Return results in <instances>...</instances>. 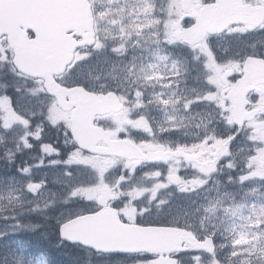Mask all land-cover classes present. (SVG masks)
<instances>
[{
    "label": "flooded vegetation",
    "instance_id": "af4514ba",
    "mask_svg": "<svg viewBox=\"0 0 264 264\" xmlns=\"http://www.w3.org/2000/svg\"><path fill=\"white\" fill-rule=\"evenodd\" d=\"M138 1L141 20L131 22L140 29L136 46L131 38L125 39L126 51L113 43L115 62H100L106 68L101 74H89L92 62H79L80 84L97 94L113 92L122 103L114 100L111 111L95 115L85 135L101 138L97 129L103 127L107 133L100 146L126 140L144 154L171 155L152 159L84 151L75 145L71 112L59 107L41 79L32 80L42 83L39 91L18 96L13 108L4 106L6 98L1 107L12 113L7 124L18 121L15 133L29 162L20 192L23 209L36 217L39 236L49 242L61 239V223L72 217L112 211L123 223L171 225L191 230L201 241L213 238L220 252L219 244L236 240V212H264V0ZM120 6L115 11L121 16L131 11ZM229 10L249 21L185 37L202 19L230 16ZM150 22L155 44L147 58ZM69 170L75 174L68 177ZM68 179L75 185H67ZM5 210L0 207V214ZM218 220L216 232L211 224ZM184 246L188 249L168 257L179 264L211 263L206 252ZM84 248L86 255L123 257L127 264L161 258ZM228 253L225 247L223 258Z\"/></svg>",
    "mask_w": 264,
    "mask_h": 264
},
{
    "label": "water",
    "instance_id": "95a60500",
    "mask_svg": "<svg viewBox=\"0 0 264 264\" xmlns=\"http://www.w3.org/2000/svg\"><path fill=\"white\" fill-rule=\"evenodd\" d=\"M30 32L33 37H30ZM2 36L7 37L13 49V63L17 69L28 76L44 78L47 91L57 96L62 106H69L62 103L66 89L60 88L53 77L65 71L78 48L95 44L90 0H0V37ZM72 92L68 94L70 97ZM107 109L101 104L98 111ZM129 146V143L123 141L111 144V148L117 153H128ZM115 216L116 221L110 224L108 232L98 229L100 214L97 213L65 223L61 235L68 241L80 242L96 251L172 253L177 249V244L182 245L183 242H178L177 236L189 233L175 227L125 224L117 214ZM90 227L96 229L94 238H78L80 231ZM187 241L197 251L213 254L216 250V245L210 238L200 242L195 238ZM171 264H176V261L173 260Z\"/></svg>",
    "mask_w": 264,
    "mask_h": 264
},
{
    "label": "rangeland",
    "instance_id": "374dc122",
    "mask_svg": "<svg viewBox=\"0 0 264 264\" xmlns=\"http://www.w3.org/2000/svg\"><path fill=\"white\" fill-rule=\"evenodd\" d=\"M95 1L101 7L100 12L104 13V17L102 18V20L106 26H108L109 24H113L117 20L120 22L121 29H123V31L118 32L117 35H125L126 38H130L134 36L133 39L136 38L137 36L136 32L140 31V29H134L135 24H131V22L134 21L135 23L141 20L140 18L141 4L138 0H134L131 3L129 0H95ZM121 4H126V6L129 7L131 11L126 10L127 15L125 16H117L116 18L111 17V15L115 12V8H117L118 11L121 9L120 6ZM131 12H133V14H130ZM138 24L140 28L144 26L143 23H138ZM147 26H148L147 34L149 38H151V40L147 42V48L145 49L146 51L145 56L148 58L151 49L155 43L153 42V39L151 37L153 25L150 22L147 24ZM108 27H109L108 29L103 30L104 36L111 35V33L113 32L112 30H110V25ZM104 58H106V55L103 53H97L95 55H91L88 58V62H96V64L93 67H91L89 71L93 73L92 70L93 71L98 70V68L101 66L97 62H100ZM80 61L82 60L80 59ZM107 62H111V61H107ZM73 193L75 194V191ZM5 196H7L8 198L18 197L17 194L13 195L0 191V199L5 198ZM248 214H250V216L243 214V212L241 211L236 212L237 220L239 221L238 233L235 236L236 240L234 241L229 240L228 243L222 242V244H220L221 247L220 253L212 257L210 264H226L227 262L229 264H234V262H238V264H258V263L264 264V226H260V224L264 223V212L251 211ZM219 223L220 220H218L216 223L211 224L213 231L217 232V230L220 227ZM223 244H226V246L229 249V255L227 257L226 263L225 260L223 259V250H224ZM235 253H237V255L235 257H232Z\"/></svg>",
    "mask_w": 264,
    "mask_h": 264
},
{
    "label": "trees",
    "instance_id": "16d2710c",
    "mask_svg": "<svg viewBox=\"0 0 264 264\" xmlns=\"http://www.w3.org/2000/svg\"><path fill=\"white\" fill-rule=\"evenodd\" d=\"M1 52V51H0ZM0 76L3 77L6 91L9 93V97L12 100L16 95V92L27 91L29 89L30 79H23L14 69L12 62L0 61ZM3 113L0 112V158L5 154L9 158H5L2 161V167L0 170H4L3 176L0 177V181L4 184L10 183L18 176H14V172L19 171V165L21 160L12 159L13 145L15 138L11 136L10 129H7L3 124ZM10 152V153H9ZM7 219L4 222H16L18 225H25L24 219H28L34 224H37V219L34 215L23 211L20 215L15 213H8ZM24 242V248L22 249L24 259H20L16 254L9 256L7 259L0 258V264H31L32 261L40 260L43 264H94L93 260H90V256H86L84 250L79 246L70 245L68 253H59L56 248V242L46 241L44 239L37 240L31 235H25L22 237ZM9 253L8 250H6ZM25 261V262H24Z\"/></svg>",
    "mask_w": 264,
    "mask_h": 264
}]
</instances>
